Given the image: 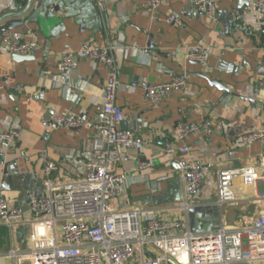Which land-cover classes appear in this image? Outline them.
Segmentation results:
<instances>
[{
	"label": "crops",
	"instance_id": "obj_1",
	"mask_svg": "<svg viewBox=\"0 0 264 264\" xmlns=\"http://www.w3.org/2000/svg\"><path fill=\"white\" fill-rule=\"evenodd\" d=\"M25 1L0 0V17L18 13ZM243 1L248 5L240 9L239 0H216L213 20L199 13L192 0H163L157 11L144 8L146 0H102V7L92 0H46L47 9H60L48 19L44 12L37 15L38 0H34L24 17L0 23V27L24 23L15 30L36 43L32 54L17 59L0 36V135L20 132L14 142H0V199L11 207L17 205L15 201L26 207L32 197H43L50 163L58 166L52 175L56 182L84 179L83 163L95 161L98 155L94 130H51L44 120L70 113L93 121L99 110L93 100L102 93L110 71L103 63L82 60L66 76L59 73L57 63L65 52L119 42L124 49L114 53L120 81L116 104L124 113L125 131L145 146L126 152L117 166L116 173L129 180L122 198L112 201L113 207L141 208L145 218L189 223L182 208L177 159L168 160L163 153L168 143L176 148L183 145L175 141L179 123L211 121V136L192 135L186 142L188 161L213 165L190 205L216 207L218 228L252 225L264 214V181L245 189L236 181V201L221 208L216 203L220 169L264 163V143L249 147L242 143L243 135L264 126V92L258 86L264 75V11L255 6L257 0ZM230 14L241 18L242 30L228 24ZM171 15H182L185 25H169L166 20ZM189 47L207 49L206 64L188 61L184 51ZM172 74L186 76L184 91L168 95L158 105L147 101L143 81L166 83ZM141 161L153 163L154 168L138 170ZM6 179L9 182L3 186ZM201 223L206 227L214 222L202 217ZM22 239V234L12 236L0 224V264L9 261L12 244L22 247Z\"/></svg>",
	"mask_w": 264,
	"mask_h": 264
},
{
	"label": "built area",
	"instance_id": "obj_2",
	"mask_svg": "<svg viewBox=\"0 0 264 264\" xmlns=\"http://www.w3.org/2000/svg\"><path fill=\"white\" fill-rule=\"evenodd\" d=\"M102 7V0H92ZM163 0H146L144 8L157 11ZM196 10L209 19H216V0H192ZM255 6L264 11V0ZM52 9V8H51ZM169 25L183 27L182 15H171ZM10 54L27 56L36 43L18 30L0 32ZM119 42L107 47H84L76 52L63 53L57 63L62 75L70 76L82 60L99 62L110 71L102 93L93 101L99 110L93 121L73 114L53 115L44 120L51 130H94L97 158L83 163L84 179L72 183H59L52 179L58 170L55 163L45 169L46 193L32 197L25 206L11 207L0 199V224L14 234H22V247L12 244L7 253L8 262L2 264H264V214L252 225L235 230L219 228L215 232H194L188 221L173 222L160 218H145L141 208L117 210L112 201L122 198L129 178L116 173L123 155L131 150L141 151L145 142L134 133L121 128L125 117L116 104L120 81L117 75L115 51L123 50ZM188 61L206 64L209 51L202 47H189L184 51ZM187 84L186 76L171 75L166 83L144 80L145 98L153 105L160 104L168 95L181 93ZM264 92V75L259 81ZM175 141L183 145L176 148L168 143L164 157L177 159L183 183L182 208L188 214L190 200L195 198L212 172L213 165L188 161L186 145L192 135L211 136L213 123H184L177 126ZM20 132L12 130L0 135V142L10 144ZM264 143V126L242 136L249 147ZM81 163V161H78ZM154 164L141 161L138 170H151ZM242 187H255L264 181V163L239 169H220L216 173L217 206L236 201L234 183Z\"/></svg>",
	"mask_w": 264,
	"mask_h": 264
},
{
	"label": "water",
	"instance_id": "obj_3",
	"mask_svg": "<svg viewBox=\"0 0 264 264\" xmlns=\"http://www.w3.org/2000/svg\"><path fill=\"white\" fill-rule=\"evenodd\" d=\"M33 2L34 0H26L22 6L19 8V12L18 13H10L8 15H4L0 17V23H2L5 19L12 17V18H21L24 17V15L26 13H28L30 11V9L33 6ZM248 5L247 2L243 1V0H239V7L240 9H242V7H246ZM36 10H37V15H40L41 13L44 12V17L45 18H51L54 13L59 12V7L56 6L54 8H49L47 9L46 7V0H38L37 6H36ZM243 12H241V17L243 16ZM240 20L241 18L238 19H234L232 17V15H229V19H228V24L231 27H234L236 29L242 30V27L240 25ZM24 26V23H11L5 27H0V32H4V31H10V30H15L17 28H20ZM17 59L23 58V56H17ZM215 86H219V83H213ZM227 90V89H224ZM125 123H122V129H125ZM9 182V179H6L3 181V186H6L7 183ZM202 217H205L206 219H213L212 226L211 225H207L206 227L202 225L201 223V219ZM188 218H189V225L191 227V230L194 232H215L216 230H218V225L220 222V214L218 212V209L216 207H191L189 209L188 212Z\"/></svg>",
	"mask_w": 264,
	"mask_h": 264
},
{
	"label": "rangeland",
	"instance_id": "obj_4",
	"mask_svg": "<svg viewBox=\"0 0 264 264\" xmlns=\"http://www.w3.org/2000/svg\"><path fill=\"white\" fill-rule=\"evenodd\" d=\"M136 261H137V258H135V259L132 261V263H133V264H135V263H136Z\"/></svg>",
	"mask_w": 264,
	"mask_h": 264
}]
</instances>
